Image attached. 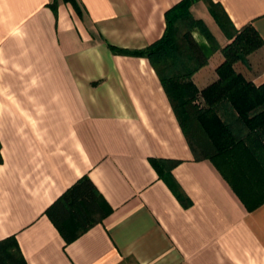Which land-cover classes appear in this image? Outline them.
<instances>
[{
    "label": "crops",
    "instance_id": "1",
    "mask_svg": "<svg viewBox=\"0 0 264 264\" xmlns=\"http://www.w3.org/2000/svg\"><path fill=\"white\" fill-rule=\"evenodd\" d=\"M181 1L0 0V242L15 237L26 264H264V204L195 159L150 61L112 49L160 40ZM213 1L264 40V0ZM190 11L230 43L203 0ZM240 72L264 83V46ZM84 176L112 212L67 245L46 211Z\"/></svg>",
    "mask_w": 264,
    "mask_h": 264
},
{
    "label": "trees",
    "instance_id": "2",
    "mask_svg": "<svg viewBox=\"0 0 264 264\" xmlns=\"http://www.w3.org/2000/svg\"><path fill=\"white\" fill-rule=\"evenodd\" d=\"M201 0H182L166 12L167 28L154 44L137 51L116 50L146 58L156 70L196 160H210L246 204H264V83L256 84L235 65L264 46L252 24L237 30L220 3L203 0L229 38L222 48L190 9ZM77 11V0H63ZM57 14V5H53ZM200 33L207 41L201 44ZM221 50L218 80L201 90L193 77L208 65L210 51ZM3 159L0 148V164ZM156 168L159 161L152 160ZM182 198L181 194L179 195ZM112 212L95 183L84 176L46 211L66 244L79 239ZM0 264H26L15 237L0 242Z\"/></svg>",
    "mask_w": 264,
    "mask_h": 264
},
{
    "label": "rangeland",
    "instance_id": "3",
    "mask_svg": "<svg viewBox=\"0 0 264 264\" xmlns=\"http://www.w3.org/2000/svg\"><path fill=\"white\" fill-rule=\"evenodd\" d=\"M263 49V47H261V48H259L258 50H256V51H254L253 53H252V51L250 52V53H247L246 54V56L244 57V59L243 60H241V61H239L236 65H235V67H236V70L239 72V73H241L240 72V70L242 69V70H244L245 69V71H246V67H248L250 70H252V58L253 57H255V55H258L259 54V51H261ZM220 52H218V51H216V52H214V51H210V58H212V61H211V65H213V63L215 62V57H213V56H215L214 54H216L217 52L218 53H222V54H219V56H221V57H223V58H225V56H224V54H223V52H221V50H219ZM259 57V56H258ZM257 57V58H258ZM221 66V65H220ZM205 68V67H204ZM202 70V69H201ZM200 70V71H201ZM209 70H211V66L209 65ZM258 71L259 72H261V70H259L258 69ZM258 72V73H259ZM216 74H217V71H216ZM250 74H252V71L251 72H247L245 75L247 76V77H250ZM196 75V74H195ZM194 75V76H195ZM244 75V74H243ZM254 76H259V75H261V74H253ZM217 76H218V74H217ZM193 81H194V77H193ZM195 82V81H194ZM197 84V83H196ZM198 86V85H197ZM199 87V86H198ZM209 87V86H208ZM206 89V88H205Z\"/></svg>",
    "mask_w": 264,
    "mask_h": 264
}]
</instances>
